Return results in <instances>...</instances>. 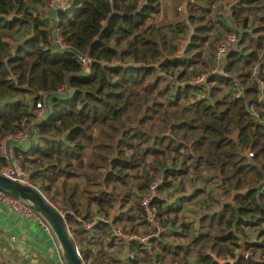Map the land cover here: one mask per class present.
<instances>
[{"label":"trees","instance_id":"16d2710c","mask_svg":"<svg viewBox=\"0 0 264 264\" xmlns=\"http://www.w3.org/2000/svg\"><path fill=\"white\" fill-rule=\"evenodd\" d=\"M183 1L187 18L172 28L170 22L156 21L160 0H72L45 17L33 14L27 0H0V166L3 139L26 126L37 108L35 93L48 90V115L31 128L27 147L21 141L15 153L38 189L60 211L66 207L62 212L88 264L103 263L105 257L107 264H134L142 251L157 245L156 260L163 264H250L230 252L229 242L240 243L232 230L236 209L225 201L218 200L221 213H206L214 209L208 205L195 217L192 209L193 218L186 212L189 221L181 220V230H175L186 242L162 239L169 222L177 223L176 214L170 218L162 209L175 207L169 206L172 201L160 195L171 177L179 182L187 175L217 179L230 194L247 189L235 195L241 211L238 232L248 238L245 225L264 222V117L259 114L264 13H257L264 0H235L230 10L224 8L226 0L178 2ZM229 17L237 29L227 24ZM184 24L194 29L179 54L178 30ZM220 24L224 31L239 30L240 38L226 54L225 70H212L196 83L197 71L189 74L188 68L205 54L206 43L214 46L220 39ZM16 31L22 37L14 42ZM28 94H34L32 104L25 100ZM156 179L160 184L152 205L163 230L147 242L125 241L134 256L123 261L104 248L93 253L97 227L105 231L107 223L120 226V221L124 230L137 231L145 210L136 192L145 193ZM178 204L186 211L181 200ZM115 207L120 211L111 221L86 227L94 213L109 215ZM139 232H147V226ZM253 245L264 243L247 241L255 255Z\"/></svg>","mask_w":264,"mask_h":264},{"label":"rangeland","instance_id":"374dc122","mask_svg":"<svg viewBox=\"0 0 264 264\" xmlns=\"http://www.w3.org/2000/svg\"><path fill=\"white\" fill-rule=\"evenodd\" d=\"M178 1L179 0H160V2H161V10L155 16L156 17V21L161 22V23L170 22L169 25H172L171 26L172 28H177L176 27V23H177L176 21L177 20L185 21L187 17H186V13L183 12V10H184L183 9L184 8L183 5L186 6V2L183 1L184 3H182V5H181V3H179ZM226 1H227V7L229 9L236 5V4H234L235 0H226ZM27 2H28L30 11L34 12L33 14H37V15L39 14L42 17L51 15V10L48 7L47 0H27ZM177 5H178V10H176V7H175ZM257 13H264V9L258 10ZM52 22H53V20L51 18L50 23H52ZM226 22L231 28H236V23H233V21L231 20L230 17L228 18V20ZM217 25L218 24H216V26ZM192 27H190L188 24H184L181 27L182 31L178 30V32L180 33V35H179L180 40L178 41V44H180L179 46H181V47L179 48V46H178L175 49L176 53L180 54L181 53L180 50H183L185 48V44L187 43V41L190 38L191 31L194 29V26H192ZM219 27H220V32L222 34L220 39L217 40V42L215 43L214 46L210 45L211 40L209 41L208 44L206 43L204 45L205 54L202 55V57L200 58V60L197 63L192 65L190 68H188V73L189 74H194L195 71H197V73L200 72V74L201 73H206L207 74L208 72H211L212 70H218V71L225 70V66L227 65V56H226V58L224 57V61L221 62V63H218V62H216L214 60V54H215V50H216L215 47H217V44L221 40V38L223 37L224 33L228 31V30L224 31V26L222 24H220ZM236 31H239V30H236ZM16 34L19 35V38H12V41H14V42L20 40V38L22 37L21 33L17 32V31H16ZM175 41H176V39L173 40V42H175ZM233 46L234 45H232L231 47L234 48ZM173 48H175V47H173ZM253 70H254V74L258 73V71H259L258 64L254 65ZM197 73L194 74L195 77L199 74V73L198 74ZM194 76H193V78H195ZM202 94H203V92H202ZM33 97H34V94H28V96L25 98V100L28 103L32 104L33 103L32 102L33 101ZM261 102L263 103V105L261 107L264 108V101H261ZM260 116L264 117V110L260 109ZM19 160H20V158H19ZM209 182H211V183L209 185H206L208 182H205L203 180H196L191 175L182 176L181 177V182H179V178H175L174 179V178L171 177L170 183L166 187H163V188L160 189V193L163 194V192H165V194H166V196L168 198H172V199H174V201H176V203H173L174 201L170 202L173 205H169V206H175V207H171L170 208L168 206V208H170V209H166L167 207L166 208L162 207L163 210H168L167 215L170 218H174L175 214L177 215V223L175 224L174 222L170 221L167 231L164 232V234H165L164 238L167 237L169 242H174L175 239H170V237H171V235L173 233L177 234L175 231H173V229H169V228L173 227L174 229H180V221L181 220L189 221L188 218H187V215H186L187 213L186 212H188V216L189 217L191 216L193 218L192 209H193V214H194V217H195L196 216V210L201 211L202 207L205 206V205H208V206H215L216 205V204L215 205H210L208 203V200L205 199V197H207L209 193L213 192V189L215 191V188H214L215 184L212 183V181H209ZM195 192H197V195L193 194ZM143 193L144 192H142L139 189L136 192V194L139 195L138 198H137V195H134V198L140 199V197L142 196ZM191 194H193V197L189 196ZM181 196H185V198L183 199V198H181ZM178 200H181V203L186 208V211L178 210L177 207L181 206V205L178 204ZM211 201H214L215 203L218 202L217 200H213V199ZM54 202L58 206L61 204V202L58 201V200H54ZM190 205H191V207H190ZM95 206L92 207V211H95ZM65 208L66 207L64 206V207H62L61 210L62 211H66L67 209L65 210ZM119 211H120V209L117 208V207L112 208L110 214L107 217L108 221H111L113 215L115 213L119 212ZM132 213H134V211H132ZM143 220H145V221L143 222ZM138 221H139V225L137 226V228H136L137 231H135V232L140 233L139 231H144L145 226H148V224H147V221H146L145 217H144V219L139 217ZM136 222H137V220H136ZM119 223H121L119 225L123 227L124 223L120 222V221H119ZM96 224H97V222L95 223V225ZM107 224H108L107 225L108 229L106 228V230H105L106 232L104 233V235L106 237H109L111 240H113L112 238L114 236L112 235V231H113V228H114L115 224H113V223L112 224L111 223H107ZM258 226H262V228H259ZM258 226L253 225V224H249V225L246 226L247 234H248V237H249V239L251 241H253L252 239H258V236L261 233H263V231H264V228H263L264 225L263 224L262 225H258ZM259 239H261V238H259ZM113 242H114L113 244H115V241H113ZM117 244L119 246L123 245V243L119 242V241H118ZM229 244H230V247H231V250H232L230 252H233L235 254H237V253L239 254L240 247H238L237 245L232 244L231 242H229ZM159 246H161V245H159ZM159 246L157 245L156 249L154 251H151V252L142 251L140 253V255L137 256L138 261L136 263H134V264H154V262L157 263V264H163L164 263L163 261H161L159 259L156 260L157 248H159ZM253 247L255 248V251L257 252V248H256L257 246H253ZM248 251H251V250L248 249ZM120 253L124 254L123 249L118 248V254H120ZM153 253L155 255H153ZM227 254L226 255L223 254L222 258L227 257L226 259L234 261V259L231 258V257H228ZM125 257H127V256L125 255ZM122 261H123V259H122ZM131 264H133V263H131Z\"/></svg>","mask_w":264,"mask_h":264},{"label":"crops","instance_id":"0c3cea01","mask_svg":"<svg viewBox=\"0 0 264 264\" xmlns=\"http://www.w3.org/2000/svg\"><path fill=\"white\" fill-rule=\"evenodd\" d=\"M226 7H227V4H225L224 8L226 9ZM225 9H224V13L227 12ZM250 23H251V20L249 24ZM250 28L252 29V27L249 25L248 29ZM263 83H264V80H261L260 81V92H259V99L261 101H264L263 100L264 99V84ZM260 109L264 110L263 107H260ZM255 112L257 113V115L260 114V113L258 114L257 109L255 110ZM28 142H29V139L24 141V144L26 147H27L26 143ZM210 183L211 182H208L206 185H209ZM212 183L215 184L214 185L215 191L213 189V192L209 193L208 196L205 197V199L208 200V203L210 205L216 204L215 206H212L214 209L207 210V211H214V213H216L215 211L222 209V207H220L219 202L215 203L214 201H211V200L212 199L217 200V201L221 200V201L226 202L230 198L231 194L228 191L224 190L222 184L217 179H215V181L213 180ZM160 195L164 199H166L167 202L174 201V199L168 198L165 192H163V194L160 193ZM179 201L180 200H178V202ZM184 209L186 210L185 207ZM189 218H192V217L190 216ZM262 224L264 225V222ZM246 226L247 225H245V230H246ZM258 227L262 228V226H258ZM169 229H173V231L177 230V229H174L173 227ZM105 232L106 231L101 230L99 227L96 228V233L97 235H99L98 236L99 242L95 244H91L93 253L96 254L99 252L98 251L99 249L101 250V248H104V252L110 251L113 253L114 256L117 254L116 255L117 259L125 260L129 256L130 257L134 256L131 250V246H129V244L126 243L125 241L118 240L115 236L113 237V241H115V244L110 245L109 237H106L104 235ZM90 234L91 232L86 233V235L88 236H90ZM162 239L164 241L165 238H162ZM170 239H175L174 242H170L172 244H180V243L186 242L183 240L184 238L180 237L178 234L171 235ZM246 239L247 241L249 240L250 242L259 241V242L264 243V231L258 236V239H252L253 241H251L249 237ZM118 241L122 242L123 245L119 246L117 244ZM239 243H240V238H239ZM118 248L123 249L124 254H121V253L118 254ZM256 248H257V252H255L254 256L260 259V264H264V257L262 254L264 245L263 247L257 246ZM125 255L127 257H125ZM92 259H93V256L90 258V260ZM191 259H192V262H195V259L193 256H191ZM108 260L109 258L107 259L105 257V261L103 263L99 262L98 264H107ZM0 264H66V262L63 257L61 246L58 240L56 239V237L53 236L52 233H49L36 218L32 216H28L24 212L13 209L7 204H0ZM114 264H124V263L117 262Z\"/></svg>","mask_w":264,"mask_h":264},{"label":"built area","instance_id":"2783aa9c","mask_svg":"<svg viewBox=\"0 0 264 264\" xmlns=\"http://www.w3.org/2000/svg\"><path fill=\"white\" fill-rule=\"evenodd\" d=\"M71 1L72 0H47V4L50 9L56 10L57 8H65L68 4H70ZM240 35L241 32L236 30H228L224 33L215 50L214 59L216 62L221 63L224 61V57L226 56L228 50L240 38ZM58 41L61 42V38L58 37ZM81 61L86 66L88 63V55L83 53L81 56ZM206 76V73H201L194 78V81L196 83H202L205 81ZM62 89L63 88H60V90ZM35 94L37 95V108L35 109L34 117L29 122H27L24 128L20 129L18 132L8 134L3 139V156L6 162L0 166V171L24 184L38 188L32 182L31 170L21 165L19 157H17L15 153V148L18 146V144L21 141L23 142L28 140L30 137L32 131L31 128H33L36 122L46 117L50 111V92L48 90L40 89ZM239 94L240 91H237L236 96H239ZM249 155L253 156L254 152L249 151ZM159 184L160 181L158 179L151 182L147 191L140 197V203L144 207L145 219L148 224L147 232L138 233L124 230L121 226H114L113 234L117 239L122 241L138 240L140 242H147L151 236H156L163 230V227L157 218V207L152 205V201L158 196ZM0 204H7L13 209L24 212L28 216L36 218L49 233H52V235L55 236L53 228L49 222L27 200L12 195L11 193L0 188ZM69 212L74 213V209H69ZM62 213L65 216V213ZM107 217L108 215L106 216L101 212H96L89 221L85 222V225L87 228L93 229L96 222L100 220L108 221ZM77 250L82 256L78 244ZM262 254L264 257V248L262 250ZM84 263L88 264V261L84 260Z\"/></svg>","mask_w":264,"mask_h":264},{"label":"water","instance_id":"95a60500","mask_svg":"<svg viewBox=\"0 0 264 264\" xmlns=\"http://www.w3.org/2000/svg\"><path fill=\"white\" fill-rule=\"evenodd\" d=\"M237 1L234 2L236 4ZM233 4V5H234ZM234 7V6H233ZM232 7V8H233ZM231 9V8H230ZM224 181V179H223ZM263 183H259L256 188H261ZM0 188L15 195L21 199L27 200L52 226L53 231L59 241L62 249L63 257L66 264H85L82 256L77 250V243L72 235L70 227L63 213L43 194V192L33 186L24 184L16 179H13L0 171ZM245 190L232 189L230 198L226 201L232 204L236 209V222L233 223L232 230L235 235L240 238V256H245L250 264H260V259L256 258L253 252L248 251L247 239L244 234L237 230V222L241 218V211L235 201V195L238 192H246ZM216 213H221L222 209L216 210ZM206 213L213 214L214 211Z\"/></svg>","mask_w":264,"mask_h":264}]
</instances>
